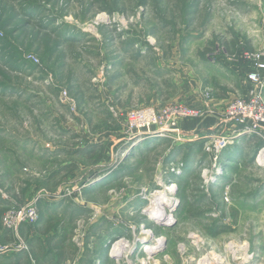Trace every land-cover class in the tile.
<instances>
[{
  "label": "rangeland",
  "instance_id": "1",
  "mask_svg": "<svg viewBox=\"0 0 264 264\" xmlns=\"http://www.w3.org/2000/svg\"><path fill=\"white\" fill-rule=\"evenodd\" d=\"M262 62L264 0H0V264H264L262 138L124 120L264 99Z\"/></svg>",
  "mask_w": 264,
  "mask_h": 264
},
{
  "label": "built area",
  "instance_id": "2",
  "mask_svg": "<svg viewBox=\"0 0 264 264\" xmlns=\"http://www.w3.org/2000/svg\"><path fill=\"white\" fill-rule=\"evenodd\" d=\"M258 67L264 68V63L258 64ZM250 79L257 80L256 74H250ZM214 109L209 104L204 109L177 103H171L162 107L147 105L128 109L124 113V120L127 131L135 136H142L144 134L158 135L182 143L186 140L185 137H187L180 127L183 120L193 119L205 113H215L240 126L242 131L257 134L264 141V99L261 90L260 92L252 90L247 99L237 98L232 100L222 111L218 112ZM263 155L264 143L257 152L256 158H262ZM194 239H191L190 244L198 248L199 240L195 241ZM181 244L179 250L183 252L185 245L184 243ZM142 252L144 258L148 260L147 264H149L150 252ZM214 259L215 256L210 258L208 264H213Z\"/></svg>",
  "mask_w": 264,
  "mask_h": 264
},
{
  "label": "bare ground",
  "instance_id": "3",
  "mask_svg": "<svg viewBox=\"0 0 264 264\" xmlns=\"http://www.w3.org/2000/svg\"><path fill=\"white\" fill-rule=\"evenodd\" d=\"M174 187V185H171V186H167L166 187V189L167 190H171L172 188ZM166 189L164 190V189H157L154 193L156 194V195H159V197H155L156 199H155V202H156V208H155V211L157 210V214L158 215H156L157 217L159 216V215H163V214H165L164 213V211H165V209H164V206H162L163 204H164V202L166 203V204H168L169 205V200L167 199V201L166 200H163L162 199V196L166 193ZM155 195V196H156ZM150 207V206H149ZM156 214V213H155ZM168 217V216H167ZM118 239L113 243V246H112V251L114 252L115 251V253H118L119 251L117 250V248L118 247H120V246H123V243H124V240H125V238L124 237H122V236H120V237H117ZM152 243H149V242H146V243H143V245L141 246V251H147V252H150L152 249H153V247H154V245H151Z\"/></svg>",
  "mask_w": 264,
  "mask_h": 264
},
{
  "label": "crops",
  "instance_id": "4",
  "mask_svg": "<svg viewBox=\"0 0 264 264\" xmlns=\"http://www.w3.org/2000/svg\"><path fill=\"white\" fill-rule=\"evenodd\" d=\"M258 69V68H257ZM264 71V69H261L260 71ZM247 94V91L245 92V95ZM219 122L218 115L215 113L207 114L205 116L195 118L193 120H183L181 122V127L185 132H192L196 129H205L211 126L216 125Z\"/></svg>",
  "mask_w": 264,
  "mask_h": 264
},
{
  "label": "trees",
  "instance_id": "5",
  "mask_svg": "<svg viewBox=\"0 0 264 264\" xmlns=\"http://www.w3.org/2000/svg\"><path fill=\"white\" fill-rule=\"evenodd\" d=\"M248 47V46H247ZM249 48H250V46H249Z\"/></svg>",
  "mask_w": 264,
  "mask_h": 264
},
{
  "label": "water",
  "instance_id": "6",
  "mask_svg": "<svg viewBox=\"0 0 264 264\" xmlns=\"http://www.w3.org/2000/svg\"><path fill=\"white\" fill-rule=\"evenodd\" d=\"M165 223H167V222H165ZM172 223V222H171Z\"/></svg>",
  "mask_w": 264,
  "mask_h": 264
}]
</instances>
